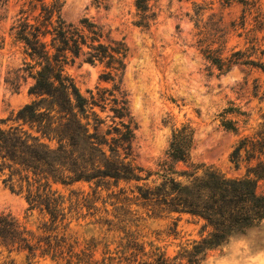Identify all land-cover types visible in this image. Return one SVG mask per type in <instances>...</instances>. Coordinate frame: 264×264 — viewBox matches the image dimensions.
<instances>
[{"label":"rangeland","instance_id":"obj_1","mask_svg":"<svg viewBox=\"0 0 264 264\" xmlns=\"http://www.w3.org/2000/svg\"><path fill=\"white\" fill-rule=\"evenodd\" d=\"M30 1L33 0H5L0 5V128L15 125L11 121L14 115L33 100L27 93L32 81L20 71L25 58L22 47L10 31L21 13L29 18L38 14L39 7L34 10L35 2L30 5ZM62 1L60 16L67 24L78 26L82 19H88L102 29L108 40L121 41L127 48L121 84L136 124V165L157 169L156 165L165 159L172 130L182 124L194 129L191 163L212 167L232 179L243 177L256 164L244 151L237 160L232 153L262 122L264 71L233 66L221 74L202 57L199 41L211 44L222 57L240 52L242 59L249 57L263 63L264 0H150L146 27L135 25L139 21L135 0ZM104 71L102 65H90L82 58L67 68L85 98L90 93L97 97L99 90L112 89L111 82L100 80ZM96 111L110 124L106 118L111 115L108 108ZM222 121H232L237 133L225 130ZM175 168L185 166L177 164ZM109 184L99 188L86 183L69 188L57 186L67 200L66 209L72 190L88 195L90 203L79 210H65V219L53 226V232H44L41 228L50 225L49 216L29 210L22 195L11 193L0 179V212L11 214L24 225L35 237L33 243L57 235L53 244L60 240L63 251L62 259L55 260L50 255L40 256L39 251L31 257L25 251L9 253L0 247V264H67L68 260L70 264H85L88 260L83 253L92 254V263L100 262L108 254L114 257L129 241L130 234L144 244L145 252L152 245L173 256L208 232L202 220L188 215L148 218L139 206L128 205L119 197V190L127 191L128 185ZM263 191L264 182H259L258 193ZM70 251L81 262L75 257L69 259ZM201 264H264V220L207 252Z\"/></svg>","mask_w":264,"mask_h":264},{"label":"trees","instance_id":"obj_2","mask_svg":"<svg viewBox=\"0 0 264 264\" xmlns=\"http://www.w3.org/2000/svg\"><path fill=\"white\" fill-rule=\"evenodd\" d=\"M4 1L0 0V5ZM33 2L34 10L39 7L38 14L29 18L21 13L10 28L13 40L22 47L25 58L20 71L32 81L27 93L33 100L14 115L11 121L15 125L0 128V179L11 193L22 195L29 210L49 216L50 225L41 228L44 232H53V226L65 219V210H79L90 203L88 195L72 190L70 205L64 207L67 200L56 187L69 188L77 183L97 188L110 182L114 187L124 183L129 188L120 189L119 197L128 205L139 206L146 217L188 215L202 220L208 230L199 241L173 256L152 245L145 252L144 244L130 234L114 257L108 254L92 263V254L83 253L88 260L85 264H201L207 252L264 220V191L258 193V183L264 182V115L258 130L242 139L232 153L237 160L244 151L256 161L241 178H227L212 167L190 162L194 142L190 124L172 130L165 159L157 169H144L134 162L136 124L121 84L128 54L125 44L108 40L88 19H82L78 26L67 24L60 16L62 0H33L29 4ZM149 4L150 0H135L137 27L147 26ZM199 48L204 60L221 74L233 66L264 71V62L242 59L240 52L222 57L203 40ZM79 58L90 65H102L106 71L100 80L111 82L112 89L99 90L97 97L81 95L67 74V68ZM107 108L111 113L106 117L108 125L96 111ZM222 126L237 133L232 121H222ZM177 164L185 169H176ZM56 236L33 243L35 237L24 225L11 214L0 212V247L9 253L25 251L34 257L39 251L40 256L62 259L60 240L53 244ZM67 254L81 262L78 255Z\"/></svg>","mask_w":264,"mask_h":264}]
</instances>
